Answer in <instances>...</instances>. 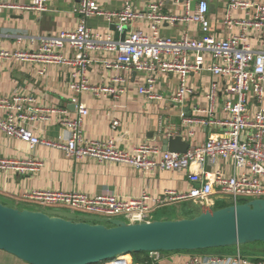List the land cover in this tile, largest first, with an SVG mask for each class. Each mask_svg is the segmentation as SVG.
<instances>
[{
  "label": "built area",
  "instance_id": "1",
  "mask_svg": "<svg viewBox=\"0 0 264 264\" xmlns=\"http://www.w3.org/2000/svg\"><path fill=\"white\" fill-rule=\"evenodd\" d=\"M118 10H103L96 0H79L76 13L79 23L75 29L62 30L56 34L30 37L32 42L38 39L37 48L10 52L0 47V61L18 59L41 61L46 64L57 63L71 66L70 88L75 94L86 91L99 96L120 98L125 92V74L130 71L147 72L145 83L139 86V93L149 100L160 97L156 90V74L178 76V88L170 101L181 108L193 93L190 84L191 75L208 71L213 76L228 80L224 93L223 117L215 119V98L217 86L213 84L206 94L210 104L204 119H194L181 111L183 125L202 123L207 126L218 125L222 129L213 132L204 142L196 143L194 129L184 134L181 128L168 119H160L159 127H167V137L182 135L189 142L186 153L165 151L158 143L144 142L131 150L118 146L114 138L107 140L86 139L82 125L89 113L84 102L73 101L77 105V116L69 118L62 109H50L61 113L60 122L69 130L67 141H52L37 134L29 126V121L45 119L48 109L39 108L36 98L31 95L15 94L10 98H0V130L9 137L18 138L31 148L39 144L63 150L68 157L83 159L94 158L104 162H117L133 166L146 174L157 169L166 171H186L192 187L185 192L168 190L166 197L159 199L158 207L173 203L192 202L206 209L214 208L218 199H229L237 205L256 198H264V3L257 0H230L225 22L227 26L237 25L241 34L228 38H217L210 33L211 22L207 16V0H201L193 12L189 11L190 0L183 1L185 10L180 16H165L159 13L160 3H152L150 12L138 11L132 0H122ZM49 0H33L29 9L43 13L48 10ZM10 0H0L1 8H15ZM241 9L246 13L244 19L233 16V10ZM99 15L109 23H116L121 32L127 25L129 30L125 40L117 39L110 32L94 30L88 24L90 16ZM142 18L150 21V32L133 28ZM163 20L171 23L178 21L195 22L203 35L200 37L183 36L180 39L162 37L159 25ZM133 28V29H132ZM260 34V48L251 46L249 30ZM25 36H17L20 43ZM1 42V36H0ZM65 48L77 52L76 58L63 54ZM108 52L105 58H93L91 52ZM92 63H100L111 72L108 82L103 86L92 84L87 77V68ZM44 73V70L40 71ZM257 106L249 109L251 98ZM183 109V108H182ZM168 120V121H167ZM168 123V124H167ZM118 119L113 120L116 129ZM164 127V128H165ZM35 162L32 161L31 167ZM224 164H230L229 171ZM13 166L24 170L21 162L0 159V167ZM23 199L39 206V210L55 209L64 206L74 213L93 215L100 218H121L128 223L152 221L156 208L150 206L149 192L143 190L140 195L120 196L103 194L91 196L78 191H31ZM243 201V202H241ZM122 216V217H120ZM159 259L160 252H153ZM125 255L101 262V264H129ZM184 264H264L252 261L243 255L239 247L234 255H192Z\"/></svg>",
  "mask_w": 264,
  "mask_h": 264
},
{
  "label": "crops",
  "instance_id": "2",
  "mask_svg": "<svg viewBox=\"0 0 264 264\" xmlns=\"http://www.w3.org/2000/svg\"><path fill=\"white\" fill-rule=\"evenodd\" d=\"M33 0H10L17 7L0 9V47L10 52L18 50H30L37 48L38 39L30 40V37H40L48 34H56L62 30L75 29L79 23L76 8L79 0H49L48 10L43 13L31 10L28 6ZM103 10H118L122 7V0H96ZM134 7L144 13L150 12L152 3H160L159 13L165 16H180L185 10L184 2L176 0H132ZM189 11L193 12L201 0H190ZM264 3V0H257ZM207 16L211 22L210 33L217 38H228L241 34L242 29L237 26H227L225 19L230 0H207ZM233 16L244 19V10H233ZM88 24L94 30L110 32L116 37V32L104 17L90 16ZM116 24V23H115ZM133 28H140L144 32H150V21L142 18L134 23ZM132 28V29H133ZM118 30V28H117ZM160 35L180 39L187 35L200 37L203 32L197 23L189 21L171 23L163 20L159 25ZM248 40L255 49L260 48V34L249 30ZM17 36H25L18 43ZM63 54L69 58H76L77 52L71 48H65ZM108 52H91L93 58H105L110 56ZM71 66L41 61H26L18 59H5L0 61V98H10L15 94L31 95L36 98L39 108L48 109L44 112L45 119L29 121L28 126L37 134L52 141L65 142L69 138L70 130L60 122L61 113L51 112L50 109H62L66 115L74 119L77 116L78 102H84L89 110L82 125L83 136L86 139L107 140L114 138L120 148L131 150L144 142L158 143L162 147L160 136L167 137V127L160 129V119H168L173 125L181 128L186 134L189 128L194 129V142H204L213 132H219L220 126H207L202 123H189L183 125L181 111H186L187 116L194 119H204L206 110L210 104L206 94L213 84L217 86L215 98V119L223 117L222 105L226 97L224 88L228 82L226 78L213 76L210 72L194 73L191 75L190 84L193 93L186 99L181 108L170 101L171 96L178 88V76L172 74H156V90L159 98L149 100L139 93V86L145 83L147 72L130 71L125 74L126 92L120 98L112 96H99L86 91L80 94L70 88ZM44 70V73L40 71ZM111 72L100 63H92L87 68V77L92 84L103 86L108 82ZM264 104V99L263 103ZM257 106L256 99L251 98L249 109ZM62 116V117H61ZM118 119L120 125L114 129L113 120ZM167 120V121H168ZM168 124V123H167ZM0 159H8L21 162L26 165L24 170L13 166L0 167V202L17 207L21 204H30L23 197L31 191H78L91 196L103 194H116L120 196L140 195L147 190L152 198L149 202L153 212L169 206L181 209V203H173L158 207V200L166 197L168 190L178 192L188 191L192 184L186 171H166L157 169L153 173L146 174L131 165L104 162L86 157L76 159L68 157L63 150L52 146L39 144L31 148L29 144L18 138L9 137L0 130ZM32 161L35 162L31 167ZM30 164V165H29ZM227 171L230 164H224ZM229 200V199H225ZM224 201V200H223ZM222 202V201H221ZM196 205V204H194ZM199 206V205H196ZM200 207V206H199ZM20 208V207H17ZM27 208V207H23ZM202 209V207H200ZM57 210H69L61 206ZM203 210V209H202ZM242 252V247H239ZM255 249L260 250L258 245ZM238 250L233 254L234 255ZM2 251V250H1ZM263 255L251 258L253 262H264ZM4 253V252H3ZM196 253L192 252H160L159 259H155L152 253L143 255L147 259L145 264H184V261ZM4 254H0L3 258ZM199 255V254H196ZM204 256V255H199ZM215 256V255H214ZM129 264H143L136 260L133 254L124 256ZM149 260V262H148ZM10 263H20L10 260ZM1 264V263H0ZM4 264V263H2Z\"/></svg>",
  "mask_w": 264,
  "mask_h": 264
},
{
  "label": "water",
  "instance_id": "3",
  "mask_svg": "<svg viewBox=\"0 0 264 264\" xmlns=\"http://www.w3.org/2000/svg\"><path fill=\"white\" fill-rule=\"evenodd\" d=\"M111 29L125 40L129 30ZM165 151L186 153L182 135L160 136ZM109 223L107 225L106 223ZM264 243V198L178 219L128 223L70 210L17 208L0 202V250L30 264H98L134 252L199 250Z\"/></svg>",
  "mask_w": 264,
  "mask_h": 264
},
{
  "label": "rangeland",
  "instance_id": "4",
  "mask_svg": "<svg viewBox=\"0 0 264 264\" xmlns=\"http://www.w3.org/2000/svg\"><path fill=\"white\" fill-rule=\"evenodd\" d=\"M165 119V118H164ZM224 200V201H223ZM222 201V202H221ZM243 202V201H241ZM232 203L229 200L225 199H218L217 204L215 205L214 209H219L224 206L231 205ZM6 205V204H5ZM17 207L23 208L27 207L30 209H38L40 208L37 205L34 204H21ZM202 212V209L199 206L194 205L192 202H182L181 203V209L178 210V208L175 206H169L166 208H162L159 210V212H155L152 214V221L154 220H160L163 217H168L169 219H178V218H184V217H193L196 215H199ZM81 214V213H78ZM122 217V216H120ZM106 223V222H105ZM109 225V223H106ZM258 245L259 249L264 250V243L263 242H251L241 245L242 247V253L243 255H249L251 258H255L257 255H263L262 251L255 249V246ZM237 249V246H229V247H216V248H207V249H199V250H179V251H171V252H192L199 255H217V256H224L226 254H233ZM4 252V253H3ZM163 253H168L167 251H161ZM4 254L3 258L0 257V263L4 264H30L28 262H25L14 255L7 253L5 251L0 250V254ZM16 260V262L20 263H10V260Z\"/></svg>",
  "mask_w": 264,
  "mask_h": 264
},
{
  "label": "trees",
  "instance_id": "5",
  "mask_svg": "<svg viewBox=\"0 0 264 264\" xmlns=\"http://www.w3.org/2000/svg\"><path fill=\"white\" fill-rule=\"evenodd\" d=\"M237 247H241V246H237ZM132 254L135 256L136 260L139 259V260L142 261L143 264H145V261H146L147 259L142 258V256H143V255H148L149 252H134V253H132ZM257 261H260V260L257 259ZM148 262H149V260H148ZM98 264H101V263H98Z\"/></svg>",
  "mask_w": 264,
  "mask_h": 264
}]
</instances>
